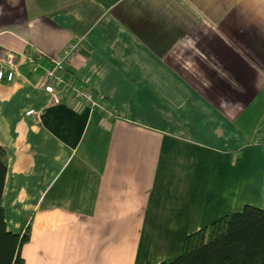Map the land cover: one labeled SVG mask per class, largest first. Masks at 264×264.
Returning a JSON list of instances; mask_svg holds the SVG:
<instances>
[{"label":"crops","instance_id":"0c3cea01","mask_svg":"<svg viewBox=\"0 0 264 264\" xmlns=\"http://www.w3.org/2000/svg\"><path fill=\"white\" fill-rule=\"evenodd\" d=\"M119 113L24 66L0 81L7 230L25 264H156L264 208V0H0V49L55 57ZM28 111L33 112L28 113Z\"/></svg>","mask_w":264,"mask_h":264},{"label":"trees","instance_id":"16d2710c","mask_svg":"<svg viewBox=\"0 0 264 264\" xmlns=\"http://www.w3.org/2000/svg\"><path fill=\"white\" fill-rule=\"evenodd\" d=\"M4 173L0 147V194ZM28 236L26 221L17 232L6 229L0 205V264H25L20 247ZM156 264H264V208L245 204L239 211L227 212L187 234L177 256Z\"/></svg>","mask_w":264,"mask_h":264},{"label":"built area","instance_id":"2783aa9c","mask_svg":"<svg viewBox=\"0 0 264 264\" xmlns=\"http://www.w3.org/2000/svg\"><path fill=\"white\" fill-rule=\"evenodd\" d=\"M82 46V39L69 41L55 56L46 58L37 52L25 51L15 54L9 50L0 49V81L9 82L13 71L24 66L26 72L37 74L43 81V89L49 94L51 103H57L59 97L56 91L65 93L79 101L89 109H95L106 118H118L119 113L108 106L106 102L88 86L78 82L68 74L66 66ZM28 113H32L28 111ZM264 147V139H259Z\"/></svg>","mask_w":264,"mask_h":264}]
</instances>
